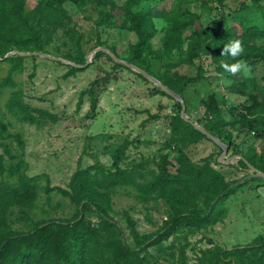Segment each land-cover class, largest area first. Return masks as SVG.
<instances>
[{"label": "rangeland", "instance_id": "rangeland-1", "mask_svg": "<svg viewBox=\"0 0 264 264\" xmlns=\"http://www.w3.org/2000/svg\"><path fill=\"white\" fill-rule=\"evenodd\" d=\"M19 2L24 18L17 26L0 6V241L49 225L61 240L90 232L132 264H230L232 256H220V249L264 234V179L249 162L263 152L264 139L230 111L252 105L251 96L264 101V0ZM134 13H147L138 31ZM141 35L147 41L139 47ZM237 39L243 52L221 55ZM100 48L173 92L200 72L186 90L187 118L222 136V145L182 124L177 100L153 79L99 55ZM15 52L30 55L4 60ZM238 61L249 75L222 67ZM73 68L79 71L70 74ZM215 105L221 113L208 118ZM225 149L229 164L219 161ZM164 158L173 173L184 169L189 189L158 184ZM78 177L88 179L78 186ZM227 185L230 195L218 201ZM88 204L104 207L122 233ZM175 211L185 218L171 237L138 255L136 233L156 232ZM205 212L211 218L202 221L198 214ZM18 246L11 242L7 256ZM252 259L264 261V252L241 253L234 264Z\"/></svg>", "mask_w": 264, "mask_h": 264}, {"label": "trees", "instance_id": "trees-1", "mask_svg": "<svg viewBox=\"0 0 264 264\" xmlns=\"http://www.w3.org/2000/svg\"><path fill=\"white\" fill-rule=\"evenodd\" d=\"M0 6L6 8V12L9 14L12 22L16 24L14 26L20 25L23 22L24 17L22 13V5L19 0H0ZM132 15V27L138 31L142 23L146 20L147 13H134ZM196 35L197 36H195V38L197 39V41H195V43H193L190 47L192 58L196 53V49L200 45L198 40H200L201 34L196 33ZM146 41V38L141 35V42L139 47L144 45ZM102 54L104 55L105 52L99 53V55ZM259 55L264 56V49ZM108 56L111 59V55ZM77 71H79L78 68H73L70 74H75ZM140 76L145 79L142 75ZM201 78L202 74L199 72L197 76L188 77L183 81L182 85L174 89L175 92L181 95V98L184 100L187 111L190 101V98L187 97V87L189 85L195 84ZM240 92L245 93L244 89H241ZM163 93L166 94L165 92ZM251 99L253 100V104L247 106L245 109H243L242 112H239V110L235 108H231L230 111L232 115H236L238 112V115L236 116L237 122L241 123L243 126H246L251 130L257 131L264 139V101H258L257 97L255 96H251ZM213 103L216 104L215 101ZM176 105L180 110L183 108L182 104L178 101ZM97 106L98 100L95 98L91 105V116L95 115ZM221 111L222 110L218 105L209 107L207 111V117L211 118L213 116H217L221 113ZM179 114L178 119H180L182 124L189 127L193 126L187 121L184 122L181 119V115ZM208 130L210 131V129ZM195 131L199 133L203 138H206V136L200 133V131ZM210 133L214 135L213 132L210 131ZM218 137L220 138V140H224L222 136L219 135ZM249 162L259 171L264 173V150L260 155H255L251 159H249ZM159 166L161 171V178L158 181V184H179L186 189H189V179L184 172V169H182V171L178 169L176 173H173L171 171V168L174 166V164L167 158H164ZM77 179L78 186H80L82 184V180L88 178L78 177ZM230 187L231 185H227L222 192H218L216 199L219 201L227 198L230 193L227 194L226 191ZM11 193H14V196H17V198L21 197V195H15L17 193V190H12ZM74 197L76 199L79 198L76 194L74 195ZM88 205V208L90 210L97 212L101 216V218L106 222V225L109 229H117L120 231V233H122V230L121 228H119L118 223L113 217H111V215L104 207L100 205ZM81 216L82 220L80 224L83 223L82 221L84 220V213H82ZM198 217L202 221L210 220L211 218V216L207 212L199 213ZM184 218L185 213L175 211L168 217V219L164 221L163 225L156 232L146 235H140L136 233L137 248L135 252L138 255H142L149 248L169 239L178 224L182 222ZM50 231L51 226L48 225L41 229L38 228L35 231V234H21L16 238H6L0 241V264H132L129 259H124L123 257H121V255L112 246L97 242L90 232H83L79 230L72 236L61 240L57 237H54ZM11 242L19 243L18 250L13 254L12 257L7 256V246L10 245ZM235 252H240V255L235 254ZM259 252H264V234L252 244L243 247H237L231 250L220 249L218 253L223 257L225 255H231L233 259L232 261H230V264H234L236 262V258L241 256V253L258 254ZM181 255L184 258L186 256L185 251H182ZM250 263L264 264V261L262 259H252Z\"/></svg>", "mask_w": 264, "mask_h": 264}, {"label": "water", "instance_id": "water-1", "mask_svg": "<svg viewBox=\"0 0 264 264\" xmlns=\"http://www.w3.org/2000/svg\"><path fill=\"white\" fill-rule=\"evenodd\" d=\"M96 51L97 52L98 51H102V52L109 53L111 55V57L114 58L117 62H120V63H122V64H124V65H126V66H128L130 68L136 69L138 71V73H140L141 75H143V76H145L147 78L153 79L164 92H166L168 95H170L171 97H173L174 99H176L178 102H180L182 104V106H183V108H182V118L185 121H187L188 123L192 124L196 129H198L200 132H202L205 136H207L208 138H210L214 142L220 143V145H222V143L219 140V138H217L216 136H214L212 133H210L203 126H201V125H199V124H197V123H195V122H193V121H191V120H189L187 118V107H186V104H185L184 100L179 95H177L175 92H173L171 89H169L167 86H165L164 84H162L156 77L152 76L151 74H149L148 72L144 71L143 69L138 68L134 64H131V63L122 61L114 53H111L108 49L100 48V49H97ZM14 54H16V55H30L29 53L15 52V53H12V54L8 55L7 57H5L4 60H7V59L11 58ZM35 54L36 53H32L31 55H35ZM46 56L49 57V58H52L54 60H60V59L55 58V57L50 56V55H46ZM227 153H228V149H225L224 152H223V154L219 158V161L220 162H225L227 164L230 163V160H224V158L227 155ZM251 168L254 171L255 176L264 179V173L263 172L259 171L254 166H251Z\"/></svg>", "mask_w": 264, "mask_h": 264}, {"label": "clouds", "instance_id": "clouds-1", "mask_svg": "<svg viewBox=\"0 0 264 264\" xmlns=\"http://www.w3.org/2000/svg\"><path fill=\"white\" fill-rule=\"evenodd\" d=\"M243 52L242 42L240 40H234L229 42L227 45L223 47L221 55H231L233 58L239 56ZM222 67L228 73L235 75L236 73L240 72L241 70L244 71V75H249L248 66L244 61H238L234 64H223Z\"/></svg>", "mask_w": 264, "mask_h": 264}]
</instances>
